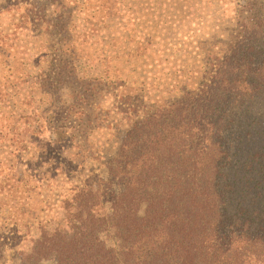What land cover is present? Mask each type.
Wrapping results in <instances>:
<instances>
[{
    "label": "rangeland",
    "instance_id": "obj_1",
    "mask_svg": "<svg viewBox=\"0 0 264 264\" xmlns=\"http://www.w3.org/2000/svg\"><path fill=\"white\" fill-rule=\"evenodd\" d=\"M263 18L264 0H0V264L66 229L77 186L105 175L126 131L209 82Z\"/></svg>",
    "mask_w": 264,
    "mask_h": 264
},
{
    "label": "trees",
    "instance_id": "obj_2",
    "mask_svg": "<svg viewBox=\"0 0 264 264\" xmlns=\"http://www.w3.org/2000/svg\"><path fill=\"white\" fill-rule=\"evenodd\" d=\"M261 103L264 18L209 82L126 131L106 176L77 186L67 228L44 232L26 264H246L260 249L264 264V219L251 227L247 199L264 197Z\"/></svg>",
    "mask_w": 264,
    "mask_h": 264
}]
</instances>
